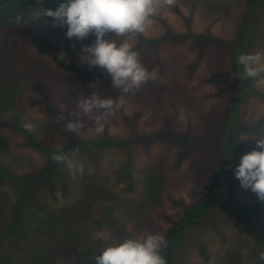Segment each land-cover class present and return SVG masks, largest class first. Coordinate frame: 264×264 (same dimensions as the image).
I'll return each mask as SVG.
<instances>
[{"label": "rangeland", "instance_id": "374dc122", "mask_svg": "<svg viewBox=\"0 0 264 264\" xmlns=\"http://www.w3.org/2000/svg\"><path fill=\"white\" fill-rule=\"evenodd\" d=\"M60 2L44 0L43 6L55 9ZM38 6L36 0H0V165L11 164L13 176L32 177L44 163L15 129L18 122L39 127L34 134L43 148L61 146L70 134L116 145L70 154L83 175L67 169L72 186L66 196L49 184L38 197L46 207L29 208L14 233L10 220L18 184L0 182V264H95L107 243L163 236L214 196L221 159L224 191L172 241V264H264V202L234 175L240 157L264 135V84L251 79L241 95L231 49L209 40L233 42L245 32L248 54L264 55V0H175L161 9L146 32L129 41L141 63L157 70L158 80L129 94L114 88L105 70L81 62V49L94 42V34L69 39L66 26L34 20L31 9ZM17 15L23 17L19 24ZM92 83L102 98L122 105L101 134L78 107L94 90ZM58 114L84 127L68 132L56 121ZM226 121L230 130L223 141ZM99 230L106 231L107 241L94 239Z\"/></svg>", "mask_w": 264, "mask_h": 264}, {"label": "clouds", "instance_id": "9594fccd", "mask_svg": "<svg viewBox=\"0 0 264 264\" xmlns=\"http://www.w3.org/2000/svg\"><path fill=\"white\" fill-rule=\"evenodd\" d=\"M36 8L31 9L34 20L50 18L52 27L66 26V37L77 40L86 39L94 34L95 40L91 45L83 46L82 63L89 67L96 66L111 77L112 86L129 94L139 90L149 81L158 80L157 70H149L140 61L139 53L134 50L130 40L143 34L154 23V18L165 7H172L175 0H64L55 9L44 7V0H36ZM23 20L17 15L14 22ZM114 34L115 39L108 40V34ZM117 40L121 42L117 44ZM239 63L244 67L245 77L264 84V55L260 52L241 54ZM89 87L92 93L79 101L83 116L96 124L95 131L101 134L109 117L114 116L122 105L119 99L102 98L97 85ZM56 121L63 122L64 128L78 134L84 127L79 120H66L63 114L56 116ZM28 131L35 126L24 124ZM256 147L240 157L235 168V178L244 189H251L259 201L264 202V135L254 140ZM259 150H256V149ZM57 164H65L73 174L83 175L84 168L73 156L58 152L52 156ZM94 239L107 241L105 230L94 234ZM166 247L165 238L160 234H148L143 238H125L107 243L98 255L94 257L95 264H167L161 254ZM264 260V253L260 257Z\"/></svg>", "mask_w": 264, "mask_h": 264}, {"label": "trees", "instance_id": "16d2710c", "mask_svg": "<svg viewBox=\"0 0 264 264\" xmlns=\"http://www.w3.org/2000/svg\"><path fill=\"white\" fill-rule=\"evenodd\" d=\"M250 4H255L262 0H247ZM245 33V32H244ZM244 33H240L237 35V38L233 42H225L218 38H209L211 41H215V43L223 48L231 49L232 54V61L234 66L235 72V79L237 81L238 87L240 89V94H244V89L247 87V84L251 79L245 77L244 74V67L239 63V56L241 54H248L250 39L249 37H244ZM153 41L150 40H143L144 44L152 43ZM251 94L261 96V94L255 90H251ZM241 103L240 100L234 102V106L230 110V117L231 120L233 118L232 114L237 113L239 104ZM17 122L19 119H16ZM229 120V119H228ZM231 123V122H230ZM230 123L226 121L224 126V134H223V141L227 139V134L230 130ZM14 128V127H13ZM19 130L20 134L26 136L28 140V144L26 146L31 147L35 151L42 156L44 163L40 166L37 170L34 171L33 176H13L11 173V164L7 165L2 163L0 165V182H3L5 179H10L15 181L18 184V202L13 209V213L10 220L11 230L10 233L17 232L19 228L20 221H25L24 215L26 212L29 213V208H33L37 206H43L41 203V199L39 200L38 197L41 196L42 192H45L46 187H49V184L52 186V189L60 190L63 196L69 194L71 190L69 188L72 186L69 182V174L67 172L68 167L65 164H57L52 160V156L57 154L58 152H64L68 155L74 152L86 153V150L92 152H96L102 149L109 148L112 146L111 144L115 142L112 139H102L101 141H84L70 134L67 136L63 144L58 147H51V148H43L39 145V143L35 139V130H39V127L35 126L33 131H28L21 125V122L17 123L16 128ZM177 139L182 141H188L189 138L187 136H178ZM116 145V144H115ZM17 161V155L11 154V162ZM225 173V161L221 159L218 164L217 168V183H216V190L214 192V196L211 199L202 201L194 206L190 213L187 215L186 218L180 219L177 221L171 228H169L166 233L163 235L166 241V247L161 252L167 264H172L173 254L171 250V243L172 241L177 238L186 227L193 225L197 219L201 216L206 214L214 205L219 201V197L224 191L223 183H222V176ZM54 186V187H53ZM77 188H75L76 190ZM66 194V195H65ZM38 202L35 204V201ZM33 205V206H32ZM46 207V206H43ZM37 208V207H36ZM38 209V208H37ZM41 210V209H39Z\"/></svg>", "mask_w": 264, "mask_h": 264}]
</instances>
